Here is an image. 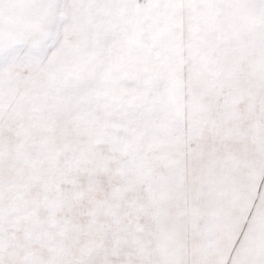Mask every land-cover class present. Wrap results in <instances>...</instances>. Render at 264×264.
Listing matches in <instances>:
<instances>
[{
    "label": "snow or ice",
    "instance_id": "snow-or-ice-1",
    "mask_svg": "<svg viewBox=\"0 0 264 264\" xmlns=\"http://www.w3.org/2000/svg\"><path fill=\"white\" fill-rule=\"evenodd\" d=\"M0 264H264V0H0Z\"/></svg>",
    "mask_w": 264,
    "mask_h": 264
}]
</instances>
